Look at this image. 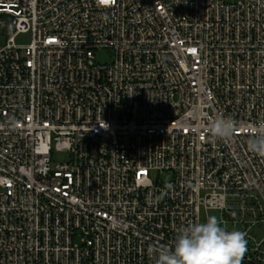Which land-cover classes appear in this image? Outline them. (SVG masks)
Returning a JSON list of instances; mask_svg holds the SVG:
<instances>
[{"label":"built area","instance_id":"2783aa9c","mask_svg":"<svg viewBox=\"0 0 264 264\" xmlns=\"http://www.w3.org/2000/svg\"><path fill=\"white\" fill-rule=\"evenodd\" d=\"M262 126L264 0H0V264H154L203 212L264 264Z\"/></svg>","mask_w":264,"mask_h":264},{"label":"clouds","instance_id":"9594fccd","mask_svg":"<svg viewBox=\"0 0 264 264\" xmlns=\"http://www.w3.org/2000/svg\"><path fill=\"white\" fill-rule=\"evenodd\" d=\"M237 130V122L223 116L210 119L206 128L209 138L214 141L229 139ZM247 147L264 158V126L250 135ZM246 251L245 232L228 230L218 217L209 215L202 222L181 226L172 244L149 246L147 254L154 264H242Z\"/></svg>","mask_w":264,"mask_h":264},{"label":"rangeland","instance_id":"374dc122","mask_svg":"<svg viewBox=\"0 0 264 264\" xmlns=\"http://www.w3.org/2000/svg\"><path fill=\"white\" fill-rule=\"evenodd\" d=\"M32 42V37L31 35H21L17 38V44L20 45V46H28L30 45ZM97 61L99 63H102V64H106V63H110L112 61V58H113V52L111 50H103L101 52H98L97 55ZM57 161H63L66 159V155H58L56 157ZM153 179H157L159 178L158 174H152L151 176ZM171 178V176L169 174H166V175H162L161 176V179L163 181H167ZM209 215H215L217 217V214L214 213V212H210L208 214ZM207 217V214H205L204 212L202 213V221L205 220V218Z\"/></svg>","mask_w":264,"mask_h":264},{"label":"snow or ice","instance_id":"6c2138e0","mask_svg":"<svg viewBox=\"0 0 264 264\" xmlns=\"http://www.w3.org/2000/svg\"><path fill=\"white\" fill-rule=\"evenodd\" d=\"M105 2H109V0H105Z\"/></svg>","mask_w":264,"mask_h":264}]
</instances>
